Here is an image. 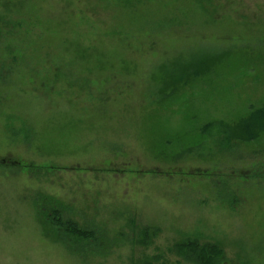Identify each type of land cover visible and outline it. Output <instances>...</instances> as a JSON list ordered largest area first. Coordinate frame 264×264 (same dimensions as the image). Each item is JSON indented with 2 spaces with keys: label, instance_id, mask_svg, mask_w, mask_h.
I'll return each instance as SVG.
<instances>
[{
  "label": "rangeland",
  "instance_id": "rangeland-1",
  "mask_svg": "<svg viewBox=\"0 0 264 264\" xmlns=\"http://www.w3.org/2000/svg\"><path fill=\"white\" fill-rule=\"evenodd\" d=\"M7 2L0 34L27 62L0 36V264H190L186 238L264 264V0H29L25 40ZM197 54L217 66L160 100L166 67ZM257 109V142L221 134L248 137Z\"/></svg>",
  "mask_w": 264,
  "mask_h": 264
},
{
  "label": "trees",
  "instance_id": "trees-1",
  "mask_svg": "<svg viewBox=\"0 0 264 264\" xmlns=\"http://www.w3.org/2000/svg\"><path fill=\"white\" fill-rule=\"evenodd\" d=\"M13 1L14 0H9V2H7L8 11L6 12H9L12 15L18 14L19 18L22 19V23L19 20L17 23L11 24L9 28L8 27H5V28L12 29L11 33H14V36L18 40H25L26 38L31 36V33L35 28L34 25L36 24V22L34 21V18L30 16V13L27 12V8L25 11L22 12V8L24 7L23 2L25 1L28 5L29 0H15L17 4H15V1L14 2ZM107 1L113 2L121 6H129L133 4V2H138L139 0H107ZM28 27H30L31 30H29ZM0 36H3V39L8 44L4 47L5 51H3L5 52L6 57H9V56L18 57L19 56L20 58H19L18 64L27 62L26 57H24L26 51H25V48L22 47L21 42L9 44L6 40L10 36L8 30L2 35L0 34ZM34 52L37 53L38 55L34 56L36 58V61H32V62L36 63V66H37L39 64L38 61L40 59H43L44 57L39 56L40 53L38 50L33 51V53ZM194 56H196V58L186 59L184 60L183 63L177 65L176 67L170 68V70H167V67H166L165 71L163 72L164 75L159 78L157 96L160 98V100L169 101V100L177 98L181 94V92H183L185 89L186 90L192 89L194 84H196V82L198 83L199 79L202 78L206 72L208 73L209 71L212 70L213 67L217 66V62L215 61V58L212 60L208 56L206 57L207 59H202L203 57H200L198 54ZM13 59L15 61L16 60L18 61V59L16 58H13ZM7 68L9 69V67ZM252 68H253V64L250 63V69L252 70ZM250 107L253 108V106H249L248 109H251ZM255 112L256 113H254L250 117V120L243 122V124L246 127L252 130V132L249 134L248 137L239 138V136H235L232 132L234 127L232 128L224 127L225 130L223 129L221 134H223L224 137L227 136L229 140L233 136L235 140H238V141L240 140L241 142H244V141H247V142L252 141L251 143L257 142L260 139V137H258V132L254 131L253 126L248 123L249 121L254 122V117L255 115L257 116L259 109H257ZM208 126L209 125H207V127ZM184 154L185 153H181L174 158H177L178 156H182ZM174 158H171V159H174ZM53 225L56 226L58 229L63 230L65 233V237L66 236L73 237V240L86 242L89 240L91 236L90 233L86 232V230L81 229L80 227L77 226L75 222H72V221L62 222L61 220H58L57 222L54 221ZM136 234L137 236L142 237V239L145 240L144 244H146L147 242L149 243L150 238L154 234H156V230L153 233V231L151 232V228L147 227V228L142 229ZM174 248H175L176 254L183 257L190 264H222L221 262L223 261L222 260L223 250L219 246V243L217 242L201 244L196 239L186 238V239H182L180 242H177L174 245Z\"/></svg>",
  "mask_w": 264,
  "mask_h": 264
},
{
  "label": "crops",
  "instance_id": "crops-1",
  "mask_svg": "<svg viewBox=\"0 0 264 264\" xmlns=\"http://www.w3.org/2000/svg\"><path fill=\"white\" fill-rule=\"evenodd\" d=\"M249 145H251V143H250ZM249 145H248V146H249Z\"/></svg>",
  "mask_w": 264,
  "mask_h": 264
}]
</instances>
